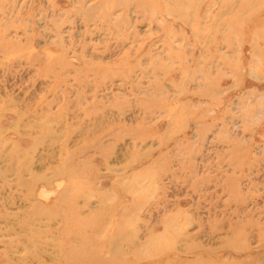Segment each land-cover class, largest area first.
I'll return each mask as SVG.
<instances>
[{"label":"rangeland","instance_id":"374dc122","mask_svg":"<svg viewBox=\"0 0 264 264\" xmlns=\"http://www.w3.org/2000/svg\"><path fill=\"white\" fill-rule=\"evenodd\" d=\"M0 264H264V0H0Z\"/></svg>","mask_w":264,"mask_h":264}]
</instances>
